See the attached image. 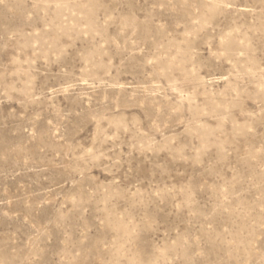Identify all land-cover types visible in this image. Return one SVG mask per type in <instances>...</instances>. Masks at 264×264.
<instances>
[{
    "label": "rangeland",
    "instance_id": "rangeland-1",
    "mask_svg": "<svg viewBox=\"0 0 264 264\" xmlns=\"http://www.w3.org/2000/svg\"><path fill=\"white\" fill-rule=\"evenodd\" d=\"M0 264H264V0H0Z\"/></svg>",
    "mask_w": 264,
    "mask_h": 264
}]
</instances>
